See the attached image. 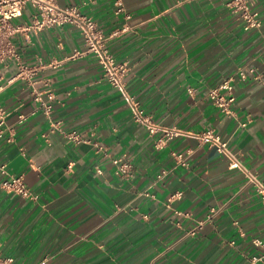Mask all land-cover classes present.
<instances>
[{
  "label": "crops",
  "instance_id": "0c3cea01",
  "mask_svg": "<svg viewBox=\"0 0 264 264\" xmlns=\"http://www.w3.org/2000/svg\"><path fill=\"white\" fill-rule=\"evenodd\" d=\"M58 3L77 6L107 33L119 30L108 45L128 63V89L160 130L134 120L98 59L83 52L75 25L18 32L31 74L19 75L15 61L0 66L8 112L0 138L1 255L15 264H264L260 195L200 137L221 135L264 181V0L251 5L262 26L250 29L226 0ZM35 16L28 6L15 23ZM230 76L233 115L209 97ZM166 130L177 134L159 146ZM3 164L24 174L37 198L5 189Z\"/></svg>",
  "mask_w": 264,
  "mask_h": 264
},
{
  "label": "built area",
  "instance_id": "2783aa9c",
  "mask_svg": "<svg viewBox=\"0 0 264 264\" xmlns=\"http://www.w3.org/2000/svg\"><path fill=\"white\" fill-rule=\"evenodd\" d=\"M254 0H226V5L234 12L238 13L245 21V28H259L262 26V19L257 10H253L251 5ZM115 3L121 6L122 0H115ZM31 6L36 10L34 20L29 24L15 23V20L21 17L25 9ZM75 25L85 38L86 48L84 53L93 54L100 65L102 66L106 80L118 90L124 101L129 105L132 116L135 121L146 126L151 132L160 130L159 125L153 122L151 115L142 106L140 101L128 89L126 76L128 73V63L119 61L114 52L108 45L111 37L117 35L119 30H114L107 33L97 21L80 11L75 5L61 6L58 0H0V66L9 61H15L19 66V75L31 74V71L25 63H23L20 52L15 43V35L24 30H32L39 32L42 29L61 26L64 24ZM82 53L77 51L75 54ZM242 76H245L242 73ZM235 77H228L219 85L213 87L209 92L210 99L225 113L233 115L235 113L234 103L236 101L235 94ZM2 89V74L0 70V91ZM35 99L42 101L40 93L35 94ZM43 112L50 116L51 106L43 102ZM8 116L7 110L0 105V138L3 136L6 118ZM25 116L20 117V121L24 120ZM166 136L161 138L159 146L168 139L177 134L176 130H166ZM72 138L79 139L80 136L75 134ZM204 141L209 143L211 147H215L219 152L226 155L229 160L231 168H238L245 173L247 180L251 183L256 192L260 195L264 203V181L259 175L251 171L245 166L237 157L224 140L221 135L212 130L206 131L200 136ZM11 140V138H9ZM97 152L107 153L103 145L95 143ZM177 158L183 161L182 153L176 154ZM115 163L118 166V171L127 174L126 164L122 158H115ZM102 172L101 169H99ZM1 172L4 175L2 186L9 190L16 192L24 197L37 198V195L28 187L25 181L24 174H11L6 165H1ZM182 192H175L171 194L170 200L173 201L179 198ZM256 244H261L259 239L254 241ZM0 264H15V259L12 256L4 257L0 253ZM41 264H45L42 262Z\"/></svg>",
  "mask_w": 264,
  "mask_h": 264
}]
</instances>
